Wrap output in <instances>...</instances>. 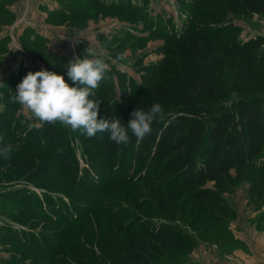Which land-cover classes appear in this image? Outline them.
Returning <instances> with one entry per match:
<instances>
[{
	"label": "rangeland",
	"instance_id": "rangeland-1",
	"mask_svg": "<svg viewBox=\"0 0 264 264\" xmlns=\"http://www.w3.org/2000/svg\"><path fill=\"white\" fill-rule=\"evenodd\" d=\"M225 2L0 0V147H13L10 159H0V264H48L42 247L52 249L61 236L70 245L60 249L58 264H105L94 257L100 254L97 242L124 237V227L133 218L149 228L174 232L162 241L159 264H264V146L251 165L232 168L223 187L206 184L224 207L189 193L160 204L145 182L123 181L94 193L78 186L84 173L102 182L124 176L104 155L109 151L100 152L104 141L114 147L109 137L87 138L59 122L30 130L31 113L10 100L29 71L55 72L72 86L67 65L74 57L83 59L91 46L109 64L97 90L120 109L116 116L125 117L127 97L139 93L154 69L160 76L190 58L222 89L210 101L214 108L228 105L255 92L237 80L238 58L228 50L264 37V15L225 12ZM219 36L221 41L215 38ZM117 54L125 59L114 63ZM58 57L62 61L57 65ZM98 118H104L103 113ZM140 143L126 155L122 147L117 163L126 158L135 164ZM30 145L49 150L31 152ZM119 222L125 223L121 233L116 229Z\"/></svg>",
	"mask_w": 264,
	"mask_h": 264
},
{
	"label": "trees",
	"instance_id": "trees-1",
	"mask_svg": "<svg viewBox=\"0 0 264 264\" xmlns=\"http://www.w3.org/2000/svg\"><path fill=\"white\" fill-rule=\"evenodd\" d=\"M223 10L233 14L247 11L264 15V0H227ZM211 38L208 37L214 42ZM215 38L217 41L223 39L221 36ZM263 47L264 37H261L233 44L229 48L228 52L238 58L237 80L253 87L255 92L241 95L220 108H214L210 101L220 95L221 87L194 59L178 63L174 69L162 72L160 76L158 72L155 74L154 69V73L145 77L139 93L133 92L127 97L125 117H118L126 123L136 107L147 109L154 102H160L168 114L166 122L153 124L152 133L140 143L135 164L129 163L126 158L124 163H117L115 158L122 147L126 148L125 155L132 149L137 142L135 137L127 146L107 147L104 141L100 152L109 151L110 154L104 155H109V163L116 164L115 167L121 169L124 176L103 178L102 182L99 177L85 176L84 173L86 178L80 177L79 180L83 181H79L78 186L82 188L86 185L83 189L96 193L105 192L107 186L123 181L145 182L154 190L160 204L177 194L189 193L193 199H205L212 206L224 207L223 199L206 184L212 181L216 186L223 187L230 170L251 165L264 146ZM61 61L62 58L58 57L55 63L58 65ZM141 94L144 96L139 99ZM103 96L96 90L94 98L101 100L99 112L103 113L104 118L111 119L120 109ZM97 136L100 140L107 139L108 133ZM35 147L30 145L28 149L31 152L43 151L42 148L46 150L43 152L49 150L45 146ZM88 155L91 157L93 154L89 152ZM64 160H67V156ZM72 166L75 172V163ZM115 167L110 164L111 169ZM72 169L68 168L66 177H70ZM72 179L76 181V177ZM84 179H88L90 184ZM96 183H101L102 188H96ZM137 205L141 207L140 202ZM132 221L126 225L119 222L117 233L125 228L124 237L110 238L108 244L99 239L100 254L94 257L105 264H159L158 252L164 244L162 241L172 237L174 232L166 227L149 228L140 218H133ZM76 223L82 227H92L88 225L89 222ZM36 241L33 235L32 243ZM68 241L66 236H61L50 245L52 249L42 247L46 251L44 253L48 254V264H58L56 260L60 257V249L68 247Z\"/></svg>",
	"mask_w": 264,
	"mask_h": 264
},
{
	"label": "clouds",
	"instance_id": "clouds-1",
	"mask_svg": "<svg viewBox=\"0 0 264 264\" xmlns=\"http://www.w3.org/2000/svg\"><path fill=\"white\" fill-rule=\"evenodd\" d=\"M124 59L123 54H117L113 62ZM108 69L106 58L89 46L83 59L74 57L67 65V77L72 86L55 72L46 69L29 71L10 100L31 113L32 122L27 124L30 130L44 123L59 122L87 138L107 132L109 140L117 146H127L132 137L139 143L152 133L154 123L166 122L168 114L160 102H154L147 109L136 107L126 123L118 116L98 118L101 100L94 97L101 82L107 78ZM12 152V145L0 147V157L4 159H10Z\"/></svg>",
	"mask_w": 264,
	"mask_h": 264
}]
</instances>
